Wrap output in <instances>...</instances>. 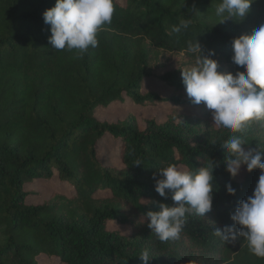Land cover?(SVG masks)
<instances>
[{
    "label": "trees",
    "instance_id": "16d2710c",
    "mask_svg": "<svg viewBox=\"0 0 264 264\" xmlns=\"http://www.w3.org/2000/svg\"><path fill=\"white\" fill-rule=\"evenodd\" d=\"M112 23L97 34L98 46L56 50L43 13L56 0H0V264H264L242 238L229 244L215 235L230 225V214L252 195L260 170L238 179L226 171L222 144L243 138L245 151L264 152L250 130L233 133L218 126L199 131L187 119L163 124L146 121L140 130L131 116L100 121L97 111L113 105L149 107L168 102L202 108L187 96L181 70L195 63L189 42L218 71L241 70L231 59L232 41L264 25V0L251 4L243 18L222 22L215 14L222 0H113ZM181 20L189 27L176 34ZM247 27V29L244 28ZM170 90L161 98L144 91L148 82ZM105 138L115 145L121 167L98 157ZM140 162L141 165H136ZM264 162V157H262ZM175 165L196 172L213 167L212 210L190 215L178 239L161 242L147 226L148 211L173 206L155 191L153 174ZM56 178L63 192L41 205L29 203L26 188ZM236 190L226 191V185ZM129 227L130 234L109 231L108 223Z\"/></svg>",
    "mask_w": 264,
    "mask_h": 264
},
{
    "label": "clouds",
    "instance_id": "9594fccd",
    "mask_svg": "<svg viewBox=\"0 0 264 264\" xmlns=\"http://www.w3.org/2000/svg\"><path fill=\"white\" fill-rule=\"evenodd\" d=\"M252 0H222L215 14L222 22L230 18L243 19L249 12ZM115 12L113 0H56L53 7L43 13L44 23L50 25L49 43L56 50L86 52L97 47V34L104 25L112 23ZM189 21L181 20L172 27L179 34L189 27ZM233 63L241 70L219 72L218 62L211 58L214 50L202 55L199 42H189L188 51L197 54L193 66L182 69V82L192 103H204L211 110L215 125L233 133L243 132L251 122L264 119V25L250 35L243 34L232 41ZM240 136H232L222 144L227 152L226 171L235 178L246 166L248 172L260 170L252 195L241 200L230 219V225L216 228L214 233L229 244L239 239L247 242L249 252L264 258V152L255 149L245 151ZM136 165H141L137 162ZM213 167L204 166L196 172L181 170L175 165L158 169L153 174L155 191L167 198L171 192L173 206L159 203V211H148V227L161 242L178 239L190 215L204 216L212 210ZM226 191L235 194L231 184ZM144 264L152 259L147 250L139 256ZM198 264V262H193Z\"/></svg>",
    "mask_w": 264,
    "mask_h": 264
},
{
    "label": "rangeland",
    "instance_id": "374dc122",
    "mask_svg": "<svg viewBox=\"0 0 264 264\" xmlns=\"http://www.w3.org/2000/svg\"><path fill=\"white\" fill-rule=\"evenodd\" d=\"M255 8L258 7V4L262 2V0H252ZM247 29L246 26H244ZM144 91L152 92L160 96L161 98H169L171 97L170 90L166 89L160 84L155 82H148L145 85ZM202 108L205 110L204 117L203 112L200 111V108H192L191 106H180L171 104L168 102L156 103L153 106L149 107H134L130 104L120 106L113 105L109 110L105 111H97V117L100 121H108V122H116L123 120L126 116H131L132 122L138 127V129L142 130L145 127L146 121L154 120L157 124H163L164 122L173 119L175 122H180L183 119H187L189 123L197 128L199 131L203 132H211L212 130L217 129V125L214 124L211 110L207 109L204 103L202 102ZM245 130H250L254 136L260 140L259 143L264 145V119L259 121H253L249 124V126ZM104 141L99 143L98 146V157L99 159L106 164H114L116 167H121L119 161L116 158L115 145L113 146V142L105 138ZM245 173V169L241 167L240 173L237 175V178L240 179ZM65 186L59 183L56 178H53L51 181H37L31 185H29L26 190L28 192H34L33 195L29 197V203L32 205H41L44 201L48 200L53 193L55 192H63ZM109 231H118L122 235H129L130 228L119 226L114 222L108 223ZM3 242V236L0 233V244ZM41 264H59L57 260H53L51 263L46 262L43 259H40Z\"/></svg>",
    "mask_w": 264,
    "mask_h": 264
}]
</instances>
